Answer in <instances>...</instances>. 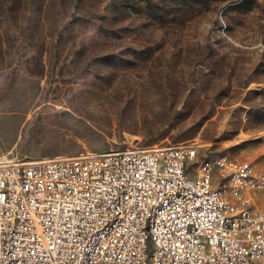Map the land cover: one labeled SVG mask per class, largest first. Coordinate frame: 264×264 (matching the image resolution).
I'll list each match as a JSON object with an SVG mask.
<instances>
[{
    "label": "rangeland",
    "instance_id": "obj_1",
    "mask_svg": "<svg viewBox=\"0 0 264 264\" xmlns=\"http://www.w3.org/2000/svg\"><path fill=\"white\" fill-rule=\"evenodd\" d=\"M185 143L264 210V0H0V156Z\"/></svg>",
    "mask_w": 264,
    "mask_h": 264
},
{
    "label": "built area",
    "instance_id": "obj_2",
    "mask_svg": "<svg viewBox=\"0 0 264 264\" xmlns=\"http://www.w3.org/2000/svg\"><path fill=\"white\" fill-rule=\"evenodd\" d=\"M187 152L199 151L185 143L113 150L109 161L92 153L35 160L0 156V260L71 264L78 240H85L81 264L104 259L137 264L130 262L137 241L133 221H141L149 264L153 254H161L164 264H255L253 253L264 262V236L244 242L245 232L257 229L253 217L234 222V214H241L235 205L230 219L221 218L215 208L217 189L204 187V175L225 167L229 176L239 175L234 183H241V190L235 196L245 200L246 171L240 161L235 169H228L229 160L216 163L201 172L199 182H191L188 165L180 162ZM108 172H115L116 181H108ZM254 178H262L255 196L264 176ZM164 200H172L173 209L161 215L162 227L155 228L162 248H153L146 241V225ZM202 202H212V209L197 213ZM140 211H147V220H140ZM97 224L114 225V232L106 236L102 252L86 260ZM233 244H242V251H233Z\"/></svg>",
    "mask_w": 264,
    "mask_h": 264
},
{
    "label": "bare ground",
    "instance_id": "obj_3",
    "mask_svg": "<svg viewBox=\"0 0 264 264\" xmlns=\"http://www.w3.org/2000/svg\"><path fill=\"white\" fill-rule=\"evenodd\" d=\"M197 152H187V155H180V162H184L188 165L191 161L196 158ZM111 154L102 155V161H109ZM225 158H218L216 160H207L202 164L198 170V174L192 177L189 173V179L191 182H199L201 172L209 170V168L216 163H224ZM228 169H233L228 163ZM223 175L229 180V188L231 193H233L234 199L225 200L222 193L214 187L212 183L211 175H204V187L208 190L217 189V200H215V208H219V213L221 218L230 219V211H235V205H237V210L241 211V214H234V222H246L253 217V224L257 225V229H250L244 234V242H253L256 237L264 236V212L261 209L255 208L253 206L250 191L254 187V180L250 176V169H245L246 178H244V192L245 200H242L241 196H235L237 190H241V183L239 182V175H231L225 172V167H217ZM108 181H116L115 172H108ZM228 199V198H227ZM173 209L172 200H164L159 202L158 211H153V220H148L146 225V241L148 246H153V248H162V240L155 239V228L162 227V217L165 213ZM212 209V202H202V205L197 206V213H204L207 210ZM140 220H147V211H140ZM133 229H135L136 250H134V255H130V262H137V264H149L146 257V247H145V232L141 226V221H133ZM114 225H104L97 224V232L91 242V246L86 249V260H93L95 255L102 252L103 242L108 234H113ZM77 251L73 254V259L71 264H81L85 259V240H78ZM233 251H242V244H233ZM262 260L260 253H253V261ZM0 264H15V258H6L5 260H0ZM93 264H115V259H104V262H96ZM116 264H127L126 260H118ZM152 264H164V257L161 254L152 255Z\"/></svg>",
    "mask_w": 264,
    "mask_h": 264
}]
</instances>
